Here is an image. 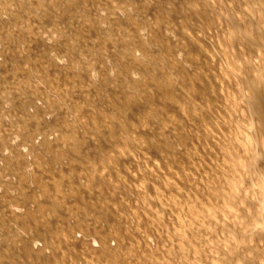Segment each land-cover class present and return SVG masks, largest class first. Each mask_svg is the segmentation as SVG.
Instances as JSON below:
<instances>
[{"label": "bare ground", "instance_id": "1", "mask_svg": "<svg viewBox=\"0 0 264 264\" xmlns=\"http://www.w3.org/2000/svg\"><path fill=\"white\" fill-rule=\"evenodd\" d=\"M26 1L28 5L31 6L30 14H27L23 10L22 4L17 0H0V56L8 59L12 51H15L16 48L21 50L25 56V58L20 57V61L18 62L10 63V67H0V99L5 98L3 103L8 102L6 106L4 105L3 109H0V117L7 116L9 118H14V120L9 122H4L0 119V147H5L3 140L8 138L7 136L18 134L20 136V141L17 144L28 148L27 153H16L11 149L14 153L12 156H0V162H2V164H0V188H2L0 192V264H69L66 260L67 256L69 257V259L67 258L68 260L71 258L74 260V264H128L126 261L131 260L130 256L136 252L137 247L139 248V243L141 241L137 242L135 238L134 241H130L128 237L129 243L131 244L125 247L124 245H126V242L121 239L123 236L117 240V243L116 240L113 239V241L115 240L113 245L116 244L117 249L123 248L122 246H124V252H121V255H123L122 257L118 256V252L116 253L117 256L116 254L114 256L112 253L113 249H116V246H114V248L112 247L111 252L110 246L112 244H109L108 250L106 243V238H109L111 233L109 232L110 229L108 230L109 227L106 228L108 224L113 225L112 230L115 224L117 226V222L119 223L120 221L122 223L121 220L127 223L130 230L133 227L136 228L139 226H135L136 216L134 217L133 214L140 209V204H142L144 200L140 201V203L138 201L139 209L133 212L130 211V208L129 210H125V207L122 208L125 199L123 198L124 195L122 197L120 194L121 191L118 192L120 195H117L118 193L113 194L116 193L115 189L119 190V187L116 185L117 182L114 183L117 179L113 176H120L121 178L122 176L128 175L134 177L135 181L133 180L134 182L132 183L135 188L142 187L140 190L144 192L145 195L143 196L144 198L146 196L145 199H147L144 201L143 205L145 206V202L147 203L146 207L148 213H152V210L155 212L154 208L156 207L153 209L150 207L154 204L158 205L162 210L165 209L169 211L170 214H172L171 219H173L176 224H180L179 226L183 225L186 229L190 228L191 230L194 227L192 222L194 221V223H196V220L200 217L198 221L201 222L200 226L202 224L204 229H207L205 232L210 230L212 233V229L222 231L221 235L223 234L224 237L222 236L223 239L221 238L222 240L220 239L221 241H218L219 245L217 246L216 242L214 243L215 245L212 243L214 248L217 246V250L215 251L213 247L211 248L212 250L209 248L211 247L209 244L214 241L213 238H215V236L212 238L214 233L212 235L209 231L210 235H212L209 236L212 238H210L212 241L207 240L209 242L207 244L209 247L205 245L206 243L203 244V246L201 244L203 239L200 241L201 237L197 234L200 231L197 232V228L201 229L203 227H195L196 230L194 233L199 237V241L197 239V241L200 242L199 247L201 245L203 248L205 246L208 247V249L205 247L208 253L213 250L216 252L215 255H211L214 254L213 252L210 253L209 256L216 257L215 259L213 257V260L210 259L208 263L264 264V0H92L91 3L86 0L90 11L88 15L83 14V11L86 10L84 7L86 4L84 0V3L82 0ZM152 1L157 2L159 5H149L148 2L153 3ZM11 5H14V7L11 8ZM62 10L64 11L63 15L60 16L62 18L57 21L59 24L57 28L61 30L58 31V29H54L48 32L47 29L51 28L50 25L52 24L50 16H54L53 18L57 19L59 11L62 12ZM102 11L104 12L102 13ZM6 12L8 20L3 21L1 16ZM251 13H253V15H251ZM13 14H16L18 17L14 18ZM34 19H37L40 23L32 22ZM89 20L93 22L87 24L86 22ZM156 23H160V27L153 32L151 30V25ZM188 23L191 25H188ZM166 27L174 32V38L166 37L161 33ZM140 28L145 30L146 33L141 35L139 32ZM226 28L234 30L235 33H229ZM39 29L40 32H38ZM18 31L21 33H17ZM43 32H48L50 36L52 35V44L44 43V39L41 37ZM74 33H79L80 38L78 36V38H76V36L73 35ZM143 35H146L145 38H143ZM80 39L86 41L84 43L89 45L91 52L85 53L83 51L84 48L83 44L80 43ZM87 41H89V43ZM59 47L61 49L63 48V52H61L59 56L69 58V62L70 56L73 59L75 57L72 65H69L70 67L67 66L69 67L68 69L65 66H59L55 62H52V60L49 61L43 57L46 53V49L48 52V50H58ZM102 51H105V54L102 53ZM156 51H159L164 59L157 61L155 58ZM180 52L183 54L182 59L179 58L180 55L178 53ZM158 56L157 58L160 57ZM104 57L107 61L109 60L107 72H104L106 74H102V69L99 66L102 59L104 60ZM147 59L155 60L156 62H152V64H155V70H153L154 68L151 69L153 72L147 69L152 67H146L147 65L145 66L143 64L145 62L144 60ZM183 62H188L189 67L183 68L182 72L176 71V67H181ZM149 63H151V61ZM87 65H90L91 70H93L88 78H86L83 73V69ZM144 66L150 74H147L148 72L143 70L145 69L143 68ZM2 67L3 69H1ZM25 70L33 73V83H36L37 87L33 86V88H30L27 85L24 87V91L31 89L36 92V99L41 97L40 92L46 96L42 98L45 104L44 108H39L37 110L36 116H33L34 119L30 118L28 112L22 107L24 98H20L16 94V89L13 88L16 86V82H12L13 84L5 89L2 87L3 84L8 85L11 80L15 78L19 79L21 73L24 74ZM110 71H114L115 74L110 75ZM34 73H37V75ZM135 73H138L141 81L144 76L149 77L147 79L144 78V81L145 79L146 81H142L141 83V81L139 82L132 77ZM181 73H185L184 78L186 80L183 79V81L185 80L184 84H179V76L184 75ZM2 76H4V82H1ZM78 82L81 83V88L77 86ZM197 82L202 86V88L198 90V87L195 88L193 85H198ZM51 83H53V85H51ZM139 83H141L142 86ZM95 85L98 86L95 87ZM184 85H186V89L183 88ZM63 89H66V91H63ZM139 90L142 91L140 92ZM51 91L55 92L54 96L59 104H56L57 101L49 96ZM103 92L104 94L100 96V93ZM96 93L97 96L93 98L94 100H90L92 102L85 101L91 94L95 96ZM152 94L160 99L166 97H175L174 99H176V97L177 99L182 98V100H179L180 102L176 104L180 109L179 111L176 110L177 113H181L182 115L191 108L195 116L198 114V120H196V123L191 122L192 120L188 122V117L181 120L180 118L182 116L178 118V114L177 116L170 114L173 116L168 115V118L169 116L171 117L169 119L175 126H172V129L168 132L164 127L159 126V123L157 125L155 123L156 126L152 127V124H149L153 130V134L150 137V130L148 131V127L145 128L148 131V134L146 133L148 136L137 135L136 132L138 131L134 126L135 123H131L133 125L129 126V120L121 122L119 119V125L122 124V134L128 136V138L137 137L139 139L141 144L139 150L136 149L137 151L135 153L132 151L131 153L128 152L127 145H114L111 147L112 150L110 149L111 151L109 153L101 149V145H103L101 142L103 141L102 139L105 140L104 137H102V139L98 138L102 140L99 143L96 137L94 138V134H89L88 137L90 139L87 137V141H89L87 145H90L89 148L94 151L95 155H92L94 157L98 156V159L96 157L97 164L102 165L97 166L98 168L101 167L98 170L99 172L96 173L98 168L95 166L96 170L92 169L95 164L93 162L94 164H91L92 168H90V170H94V173H90L92 170L90 171L89 168H87L88 166L86 163L88 151H84L82 147L78 145L79 143L77 144L78 146H74V144H71L72 146L70 145V141L74 138L75 133L78 131L80 137H82L81 135L86 136L85 134L88 131L95 130L96 132L97 125H100L101 128L106 126L112 128L110 123H108L110 120L109 117H111V115L114 116L115 112L123 113L125 111L124 113L127 114L132 109L133 105L136 104L130 103V100H132L130 99L131 97H134V102L140 99L148 101V106L153 112L155 109L159 110V108L155 106L156 103L155 105L152 104L150 102L151 98H148L152 96ZM195 94H199L200 96H196ZM76 95L80 96V98L77 97L79 100L75 99ZM144 95H148L146 96L147 98H144ZM193 95H195L196 98L199 96L198 98L207 99V104H205L204 107H200V103L197 105L194 101ZM157 97L156 99L158 100ZM122 99H124V106L121 104ZM156 99L155 101L157 102ZM160 101L157 103L159 104ZM96 102L97 105L95 104ZM164 102L166 101L164 100ZM166 103L169 104L168 101ZM166 103L163 105H167ZM167 106L169 107V105ZM173 106L169 109L173 110L175 108H173ZM87 107H89V109L91 108V114L87 118H77V114H80V110L84 111L83 109H87L89 111ZM209 107H212V109L207 110L206 108ZM135 108L137 109L138 107ZM142 109L144 108L140 110ZM160 109H162V107ZM53 111L60 114V117L45 121L44 116ZM143 111L144 110H142V112ZM158 113L159 111L156 115ZM31 114L33 115V113ZM139 114L140 113L137 115ZM149 114L145 113L147 116L144 115V119H140L142 124L143 122L150 121L152 123L154 117L150 120L151 118L149 119L148 117ZM166 115L167 110L165 116ZM192 115L193 113L191 117ZM118 116V118H121L119 114ZM125 117L126 116H124V118ZM139 117L140 115L138 118ZM138 118L135 117L134 122ZM155 120L156 122H160L157 118H155ZM133 126L136 132H133ZM129 127L131 131L127 132ZM141 127L143 128V126ZM57 129L59 132L55 135L53 141L43 140L39 143H33L31 141L34 134H41L46 138ZM105 131L106 130H104V133ZM165 131L168 133H165ZM104 133L102 134L104 135ZM137 138H135L136 141ZM76 139L77 138L73 140L76 141ZM73 140L72 142L74 143ZM112 140L115 139H111V141ZM81 142L85 143L86 139L85 142L84 140L80 141V143ZM106 143L108 142L106 141ZM122 143L124 144V141ZM134 143L136 142L134 141ZM163 145H168L171 150H161ZM132 146L134 147V145ZM107 147L105 148L107 149ZM160 150L165 156L164 158L161 156L162 160L159 159L158 161L157 156L161 154ZM64 152L68 155L70 154V157H74L73 155H75V158L77 157L79 160L83 158L84 160L82 163L77 161L74 162L76 158L69 167L67 166L69 162L66 165L69 169L70 167H74V172H72L74 177H71L72 181H78L77 185L74 184L79 192L73 191V189L71 190L72 187H69L70 190H68V186L66 189H63L64 187H62V189L59 188V183H56V177L53 178L56 173H53L55 174L53 176L52 172L57 171L53 168V164L59 160L55 158V155H59V157L63 159ZM155 154L158 155L155 156ZM110 155L112 159L113 157L118 158V160L120 159L118 165L112 163L108 166L107 163V165L103 163L106 159L104 158V160L102 157L107 156L111 158ZM190 156L198 157L199 161L191 162L190 158H188L190 161L185 159ZM99 157L102 159L100 158L99 160ZM167 158L171 161L167 162ZM88 160V163H90V159ZM111 160H109V163H111ZM72 164L77 165L78 168H83L82 172H77L78 169L75 171L76 166ZM62 166L63 165L60 167ZM67 167H64L65 170H67ZM109 167L110 169H108ZM199 168L202 169V171H200ZM61 169L63 170V168ZM120 169L122 170V176L119 173ZM70 172L69 170V174ZM187 173L190 174L191 177H189L195 181V184L196 182L198 183V187L195 186L196 188H193L191 186L193 183L189 184V180H191L189 177V180H182L179 183L180 178L178 176H184ZM107 174L112 175V177L108 175L111 177L109 178ZM47 175L49 176L47 177ZM98 175H101V178L104 177H102V175L109 178L104 180L110 181V183H108L110 187H105L103 184L104 182L102 183V187H105L104 191H102L101 185L98 186V182H95L99 181L98 178H100V176ZM187 175L185 176L186 178H183L187 179ZM81 176L86 183L84 182L83 184V179L80 178ZM95 176L98 177L96 178ZM7 177H14L15 180H13V182H15L12 183L11 180H7ZM75 177H77L78 180L75 179ZM60 178L63 177L60 176ZM113 178L115 180H113ZM66 179H68V177ZM122 179L123 178H121V181ZM80 180H82V183H80ZM126 182L128 183V181ZM132 183L130 184L132 185ZM66 184L67 182L65 185ZM72 184L73 182L71 185ZM89 184H91L92 187H88ZM105 185H107V182ZM119 185H121V183ZM126 185L127 184H125V186ZM122 187L123 186H121L120 189ZM143 187H145V190ZM89 188L91 189L88 192ZM134 189L132 190L130 186L129 190L132 191L128 192L129 195ZM94 190L98 193L95 194L96 192H94ZM82 191L88 193L85 197H91L92 199L87 198L86 201L85 199L83 200V196L80 194ZM123 191L125 193V190ZM102 192H104L105 195H103ZM135 192L132 193V196L133 194H139V192ZM149 192H155L156 198L151 197V195L149 196ZM56 195L57 197H55ZM106 196H109V198H106ZM111 197H115L116 199H111ZM71 198H75L76 201H71ZM130 198L132 199V197ZM135 199H139L138 195ZM140 199H142L141 196ZM88 200L94 203V205H99L97 208L100 207L103 209L104 207H108L110 212L102 214L101 212H104L103 210L99 212L101 209L99 211L96 209L102 216H97V211L96 213L94 211L96 215L93 213L91 214L90 212L92 209L90 210V206L92 208L94 205L88 206ZM132 201L130 202L134 204L133 199ZM83 204L87 205L88 210L85 207L86 205L84 206ZM138 204L136 202V205H134L138 206ZM13 205L24 207V212L19 215L13 214L10 210V207ZM129 206L132 205L128 204L127 207ZM134 209L135 208L132 210ZM144 209L146 210V208ZM147 210L141 211H144L143 214L146 212V214H144V220L145 218H149L150 222H147H149L148 225H150L151 221L155 222L154 220L156 219H154V217H158L159 209L158 211L156 210L157 213L155 212V216L152 214V216H149ZM138 212L141 213L140 211ZM161 214H164V212L162 213L161 211ZM107 216L110 217L109 220H106ZM140 216H138L139 222H142ZM159 218H161V216H159ZM159 218H157L158 221H162L161 223L164 224L163 217L162 220ZM110 219H114V221L108 223L107 221H111ZM167 219L170 218L167 217ZM25 221H27V224H24ZM164 221H166V219ZM5 223L7 225H5ZM172 223L170 225H172ZM197 224L199 223L197 222ZM103 225L106 227L102 228ZM127 225H125V227ZM145 225H147V223ZM148 225L145 226L148 227L147 230L144 229V238L146 239L152 234L149 233L150 227ZM154 225L153 229L155 227ZM157 225L158 224H156V226ZM96 226L99 228H95ZM120 226L121 224L119 227ZM141 227H143V225ZM141 227L139 228L141 229ZM158 227L161 229V226ZM173 227L172 225V229H176ZM11 228H17V232L12 230L17 234L14 235V232H12L13 236L10 233L13 237L8 238L11 239L2 237V234L6 230L8 232V229ZM120 228H123V226ZM181 228L183 227L181 226ZM39 229H41L42 232ZM124 229L125 232L128 231L126 228ZM183 229H179V231H181V233L186 231H183ZM132 230L135 231V229ZM157 230L158 229H156V231ZM162 230L163 229H161V232L163 233L164 230ZM169 230L170 229H168L167 232L170 233ZM190 230L187 231L190 233ZM134 231L132 232L133 234L140 233V231H136L137 233ZM179 231H171L170 236L173 238V235H177L174 233L180 234ZM125 232L124 234H126ZM157 232L156 234L158 236L159 234ZM72 233L75 235H72ZM26 234L28 237H26ZM70 234L76 237L67 239L68 236L66 237V235ZM164 234L167 235V233H163V235ZM186 234H184L185 238L189 240ZM191 234L190 236L193 235ZM184 235H181L183 237L182 240H185L187 244L188 242L184 239ZM215 235L217 237L216 233ZM141 236L140 238L142 239ZM89 237H94V239L89 241L86 239ZM160 237H162V235ZM171 237L168 238L171 240ZM220 237L221 236L218 238ZM168 238H165V240L171 243L173 240L170 241ZM191 238L194 239L193 237ZM54 239H59L61 241L58 240L59 243H55L54 245ZM157 239L155 238L156 243H158ZM206 239H208V237ZM30 240H39L42 242V246L33 247L29 244ZM66 240L67 242L69 241L71 245H67ZM162 240L163 239L158 241ZM182 240H178L179 242L176 240L177 242H173L174 244L171 243L173 246H169L168 244L169 247H166L169 248V251H166L168 249L166 247L164 248L163 245L161 247L164 248L166 253L174 249V252H179V250H181L180 253H183L182 255L184 257L178 254H176L175 257V255L172 254L173 257H175V260L173 259L174 264H204L205 262L201 263V258L198 260L196 257V254L200 256L198 253L200 251H198V249L201 250V247L195 249L194 247L196 246H190L195 249V251H192V253L194 252V255H192L195 256L197 260L193 257V259H189L190 254L186 252L190 249L184 246L185 242H181ZM194 240L196 241V239ZM216 240L217 238L215 241ZM207 241L205 240L204 242ZM7 242H9L8 245ZM96 244H98L99 247H97ZM149 244L150 243L146 242L145 245L144 243L145 247H143V249L146 248V250L149 249L151 251V247H153L154 244H151L152 246ZM154 248V251H158V246ZM163 248H160V250ZM183 248L187 249H184L186 255L182 252ZM203 248L202 253L206 251L205 249L203 250ZM45 250H51V254L49 253L50 251H48L49 255H47V253H44ZM160 250L158 251L159 254L161 253ZM8 251H10L9 256L13 255L14 261L18 263H14V261L11 262V260H7V258L5 259L3 257L4 254L8 257ZM66 251L69 253V255L67 253V256L65 254ZM12 252L13 254L11 255ZM195 252L197 253L195 254ZM150 253L151 252H149V254ZM151 254L150 256H157V253L155 255ZM134 255H136V253ZM146 255L145 258L149 259ZM160 255L162 259L171 257L169 255H162V253ZM187 255L188 257H186ZM204 255L203 257L206 258L205 261L207 263L208 257L206 256H208V254L205 253ZM126 257H129L130 260ZM153 257H151V259H153ZM102 258L104 261L101 260ZM132 258L134 260L136 257ZM156 258L157 257L154 259ZM159 258L160 256H158V261ZM166 259H164L165 262ZM132 261L129 263L132 264ZM146 262L149 261L146 260ZM169 262L167 260V263ZM155 263H157V260ZM159 263L161 264L162 262H158L157 264Z\"/></svg>", "mask_w": 264, "mask_h": 264}, {"label": "rangeland", "instance_id": "2", "mask_svg": "<svg viewBox=\"0 0 264 264\" xmlns=\"http://www.w3.org/2000/svg\"><path fill=\"white\" fill-rule=\"evenodd\" d=\"M17 1L20 2V3L22 4L21 6H22L23 10H24L27 14H30V13H31V6L28 5V2H27L26 0H17ZM84 1H85V3H86V4L84 5V7H85L86 10L83 11V14H84V15H88V13H90V11H89V6L87 5V4H88L87 1L91 3L92 0H90V1H89V0H87V1L84 0ZM82 2H83V0H82ZM95 2H96V1H95ZM152 2H153V3L148 2V4H149V5H159L157 2H154V1H152ZM83 3H84V2H83ZM11 6H12L11 8L14 7V5H11ZM5 11H6V10H5ZM103 12H104V11H102V13H103ZM63 13H64L63 10H62V12L59 11L58 16H57V17H58L57 19H56V18L54 19V18H53L54 16H50V18L52 19V24L50 25L51 28H48V29H47L48 32H49V31H53L54 29H58V31L61 30V29L57 28L58 25H59V24L57 23V21H58L60 18H62V17H60V16L63 15ZM13 15H14V16H13L14 18H17V17H18L16 14H13ZM120 15H121V16H124L123 14H120ZM162 15H163V13H162ZM251 15H253V13H251ZM157 16H158V15H157ZM159 17H160V16H159ZM159 17H158V18H159ZM1 18L3 19V21H4V20H5V21L8 20L7 12L4 13V14H2ZM117 18H118V17H117ZM159 20H160V18H159ZM32 22L40 23V21H38L37 19L32 20ZM89 22H90V23H89ZM92 22H93V21H92ZM92 22L89 20V21H87L86 23H87V24H91ZM188 25H191V24L188 23ZM151 26H152V29H151V30H152L153 32H155V31L158 29V27H160V23H156V24L151 25ZM3 27H4V26H3ZM16 29H17V28H16ZM226 30H227L229 33H231V34H234V33H235L234 30H230L229 28H226ZM38 32H40V29L38 30ZM48 32H43V33L41 34V37H43L42 39H44V43H45V44H52V42H53V38L51 37L52 35L50 36ZM139 32L141 33V35L146 33V31H145V30H142L141 28L139 29ZM2 33H3V32H2ZM17 33H21V32L18 31ZM161 33L164 34L166 37H172V38H174V36H175L174 32H173L170 28H167V27L164 28L163 31H162ZM73 35L76 36V38H78V37L80 38V34H79V33H74ZM39 36H40V34H39ZM77 36H78V37H77ZM145 36H146V35H143V38H145ZM156 38H157V37H156ZM84 42H86V41H83V40L80 39V43L83 44V48H84L83 51H84L85 53H89V52H91V48L89 47V45L86 44V43H84ZM87 42L89 43V41H87ZM84 44H85V45H84ZM86 45H88V46H86ZM16 49H17V50H16ZM16 49H15V51H12L11 56H10L8 59L5 58V57H3V56H2V57L0 56V67H1V66H7V67H10V63L20 61V57L25 58L23 52H22L21 50H19L18 48H16ZM45 49H46V48H45ZM45 52H46V53L43 55V57L46 58V59L49 60V61L52 60V62H55V63L58 64L59 66H61V65H62V66H65V67H67V66H69V65L71 66L72 63H73L74 60H75V57H74V59H73V58L70 56V62H69V58H66L65 56H59V54H61V52H63V48L61 49L60 47H59L58 50H57V49H56V50H53V51L48 50V52H47V49H46ZM106 52H107V51H106ZM102 53L105 54V51H102ZM158 53H159V51H156V52H155V54H156V56H155L156 60H157V61H160V60L164 59V58L160 55V53H159V54H158ZM15 54H17V55H15ZM178 54L180 55L179 58L182 59V57H183L182 52H180V53H178ZM158 55H159L160 57H159ZM157 56H158L159 58H157ZM188 56H189V54H188ZM160 58H161V59H160ZM108 61H109V60H108ZM108 61H107L106 58L104 57V60L102 59L101 64L99 65V66L101 67V69H102V74H106V73H104V72H107V66H109V65H108V64H109ZM144 61H145V62H144L143 64H144L145 66L147 65L146 67H148V66H149V67H152V68H147V69H148L149 71H152V72H153V70H155V68H154V65H155L154 63H156L155 60L147 59V60H144ZM150 61H151V63H149ZM152 62H154V63L152 64ZM151 64H152V66H151ZM8 65H9V66H8ZM70 66H69V67H70ZM145 66L143 67V68H145V69H143V70H146V67H145ZM69 67H67V69H68ZM179 67H180V66H179ZM179 67H176V68H177L176 71L182 72V71H183V68L185 69L186 67H187V68L189 67V63H188V62H183L182 65H181L182 68H181V67L179 68ZM153 68H154V69H153ZM1 69H3V67H2ZM26 69H27V68H26ZM151 69H153V70H151ZM83 70H84L83 73H84V75H85L86 78H88V77L92 74L91 71H93V70H91V66H90V65L85 66V68H84ZM148 70H146L145 72H148L147 74H150V72H149ZM197 72H198V71H197ZM34 74L37 75V73H34ZM109 74H110V75H114L115 73H114V71H110ZM181 74H184V75H180V76H179V77H180V78H179V80H180V81H179V84H182V83L184 84V82H185V80H186V79L184 78V77H185V73H181ZM19 76H20V75H19ZM33 76H34L33 73L29 72L28 70H25V71H24V74L21 73V76L19 77V79H18V78H15L14 80H11V82H10L8 85H4V84H3V86H2V87L5 89L6 87H9V85L13 84L12 82H16V86L13 87V88L16 89V90H15V91H16V94H17L20 98H22V99L24 98V99H23V100H24V102H23L24 104H23L22 107L24 108L25 111L28 112L29 117L32 118V119H34L33 116H36V114H37V110H38L39 108H44L45 104L43 103L42 98H43V96L46 97L43 93L40 92V96H41V97H40L39 99H36V98H37V97H36V92L32 91L31 89H30V90H25V91H24V87L27 86V85H28V87H30V88H33V86L37 87L36 83H33V82H34V80H33ZM143 76H144V75H143ZM182 76H183V77H182ZM21 77H22V78H21ZM132 77H133L134 79H136L137 81H139V82L141 81V79H140L138 73H137V74H136V73L133 74ZM148 77H149V76H147V77L144 76V78H146V79H147ZM203 77H204V76H203ZM144 78H143L142 81H144ZM146 79H145V81H146ZM183 79H185V80L183 81ZM49 81H50V80H49ZM142 81H141V83H142ZM145 81H144V82H145ZM1 82H4V76H2ZM141 83H139V84L141 85ZM197 83H198V82H197ZM111 84H112V83H111ZM113 84H115V83H113ZM51 85H53V83H51ZM193 85L195 86V88L198 87L197 90L200 89V88H202V86H201L199 83H198V85H197V84H193ZM77 86H79L80 88L82 87V85H81L80 82H78ZM96 86H98V85H95V87H96ZM141 86H142V85H141ZM199 86H200V87H199ZM52 87H54V86H52ZM58 88H59V87H58ZM121 88H122V86H121ZM183 88L186 89V85H184ZM52 89H55V88H52ZM96 89H97V88H96ZM123 89H124V88H123ZM142 90H143V89H142ZM142 90H139V91L141 92ZM63 91H66V89H63ZM86 92H87V91H86ZM9 93H10V92H9ZM9 93H8V94H9ZM91 93H92V92H91ZM8 94H7V95H8ZM101 94L103 95L104 92H103V93H100V96H101ZM54 95H55V92L51 91V94H50L49 96L52 97V99H55V96H54ZM92 95H93V96H92ZM98 95H99V94H98ZM195 95L197 96V95H199V94H195ZM195 95H193V99H194V101L197 103V105H199L198 103H200V107H201V106L204 107L205 104H207L206 101L208 102V100H207V99H203V98H202V99H201V98H198L200 95L196 98ZM4 96H5V95H4ZM96 96H97V93L95 94V96H94V94H91L88 98L85 99V101H86V102H92V101L94 100L93 98L96 97ZM146 96H148V95H144L143 97H144V98H147ZM77 97L80 98V96H79V95H76V96H75V99L79 100ZM154 97H155V99H156L157 96L152 94V96H150V97H148V98H149V99L151 98V99H150V102H151L152 104H154V105H155V103H156L155 106H157V108H159V110L155 109L156 112H155V110H154L155 113H154L152 110H150V107L148 106V105H149V102H148V101H145V99H140L139 101H135V102H134V97H131L130 99H132V100H130V103H132V104H135V103H136L135 105H133V107H134V109H136L135 107H138L139 109L137 108V109H136L137 111H136V110H134L133 107H132V109H131L130 111L128 110L129 112L127 111V112H128L127 114L124 113L125 111H124L123 113H122V112H119V113H118V112H115V113H114V116L111 115V117H109L110 120H109V122H108V123H110V125L112 126V128H109L108 126H106V127H104V128H103V127L101 128L100 125H97V126H96V130H97V131H96V132H95V130L88 131V132L86 131V132H87V133L85 132V133H86V134H85L86 136L80 134V135L82 136V137H80V136L78 135V134H79L78 131H77L78 133H77V132L75 133L73 139L77 138V139H76L77 142L74 141V140L72 139V140L74 141V143H73L72 140H71V141H70V142H71L70 145H71V144H72V145L74 144V146H78V145H79L80 147H82V149H83L84 151H85V150L88 151V158L86 157V158H87V159H86V163H87V166H88L87 168H89V170H90V168H92V165H93L94 163H95V164L93 165V168H92V169H95L97 166L101 165V164H97V162H96V157H97V159H98V156H95V157H94V156L92 155V154L95 155L94 151H92V149L89 148L90 145H89V146L87 145V144H88L87 142H89V141H87L88 138H89V137H88L89 134H92V135L94 134V138L96 137V139L99 141V143L103 140V141L101 142V144H103L104 147H103V145H101V147H102L101 149H102V150H106V151H108L109 153H110V151L112 150L111 147H113L114 145H121V146H124V145L126 146V145H127L126 147L128 148V152H131V151H132L133 153H135L137 150H139L140 145H141L140 142H139V139H138L137 137H135V138H137V141H138V142H137L136 139H135L134 137H132V138L129 137V138H128V136L122 134V129H121V125H122V124L119 125V124H120V122H119L120 120H121V122H124V121H126V120H129L128 122H129L130 125L127 124V125H129V126H131V125H133V124L135 123L134 126L136 127V129H137L138 132H136L134 126H133L134 129L132 128V130H133V132L135 131L137 135L140 134L141 136H146V135L148 134V131L150 130V131H149V135H150V137H151V135L153 134V130L151 129V127H152V126H156L158 123H159V124H158L159 126L164 127L165 130H167L168 132L172 129V128H171L172 126H173V127L175 126V124H174L173 122L170 121V119H169V118H171L170 116H173V115H176V116H177V114H178V118H180V117L182 116V117L180 118L181 120H184V119H186V117H188V118H187V119L189 120L188 122H190V121L192 120L191 122H193V123H196V120H198V118H197L198 114L195 116V115H194V112H192L191 108L188 109V111H187L188 113H187V112H184L182 115H181V113H180V114L177 113V111H179L180 109H179V106H176V104H177V102H180V101L182 100V98L177 99V97H176V99H174L175 97H172V98H170V97H166V98H162V99H160V98L157 97V98H158V100L156 99L157 102L160 101V100L162 101V102L160 101L159 104H158V103L155 101ZM178 98H179V97H178ZM88 99H89V100H88ZM159 99H160V100H159ZM166 99H167V100H166ZM197 99H198V100H197ZM0 100H1V101H0V109H3V108H4V105L6 106V105L8 104V102H7V103H3V101L5 100V98L0 99ZM55 100H56V99H55ZM87 100H88V101H87ZM90 100H92V101H90ZM164 100H165L166 102L168 101L169 104H167L166 102H164ZM174 100L176 101V103H175ZM179 100H180V101H179ZM199 100H200V101H199ZM204 100H205V101H204ZM56 101H57V100H56ZM132 101H133V102H132ZM153 101H154V102H153ZM172 101H173V102H172ZM198 101H199V102H198ZM201 101H202V102H201ZM165 103H166L167 105H169V107H168L167 105H163V104H165ZM56 104H59L58 101H57ZM95 104L97 105V102H96ZM121 104H122V106H124V99H122ZM125 104H126V101H125ZM161 104H162V105H161ZM158 105H159V106H158ZM173 105H174V106H173ZM146 106H147V107H146ZM160 106L162 107L163 110L160 109V108H161ZM163 106H164L165 108H164ZM172 106H173V108H174V107H175V108H174L173 110H172V109H169V108H172ZM206 107H207V106H206ZM87 108L89 109V107H87ZM141 108H144V109H142V110H144L143 112H142V110H140ZM167 108H168L169 110H168ZM146 109H148V110H146ZM206 109H207V110H208V109L211 110L212 107H211V108L209 107V108H206ZM83 110H84V111H82V110L79 111L80 114L78 113V114H79V117H78V114H77V118H81V117H82V118H87V117L91 114V113H90V112H91V108L89 109V111H88L87 109H83ZM86 110H87V111H86ZM149 110H150V112H149ZM161 110H162V111H161ZM164 110H165V111H164ZM166 110H167V115L165 116ZM170 110H172V111H170ZM176 110H177V111H176ZM190 110H191V111H190ZM133 111H134V112H133ZM140 111H141V112H140ZM145 111H146V112H145ZM158 111H159V113L156 115V113H157ZM169 111H170V112H169ZM174 111H175L176 113H175ZM131 112H132V113H131ZM144 112H145L146 114H149V113H150V114L148 115L149 119L151 118L150 120H152V117H154L152 123H151V121H150V122H145V123H144L143 120H142V122H143L144 125L147 123V124L145 125V127H144V125L141 123V120H140V119H144V118H143L144 115H145ZM147 112H149V113H147ZM168 112H169V113H168ZM31 113H33V115H32ZM61 113H62V112H61ZM138 113H140V114H139V115H140L139 118H138L139 115H137ZM153 113H154L155 115H154ZM189 113H190V114H189ZM192 113H193L192 117L194 116L193 118L191 117V114H192ZM84 114H85L86 116H85ZM118 114L120 115L121 118H118V117H119ZM170 114H173V115H170ZM59 115H60V114H58L56 111L49 112V114H47V115L44 116V119H45V121H46V120H49V119H50V120H51V119H57V118L60 117ZM116 115H117V116H116ZM136 115H137V116H136ZM142 115H143V116H142ZM168 115H170L169 118H168ZM184 115H185V116H184ZM186 115H187V116H186ZM199 115H200V114H199ZM83 116H84V117H83ZM124 116H126V117L124 118ZM145 116H147V115H145ZM106 117H107V116H106ZM112 117H113V119H112ZM135 117L138 118V119H136V121L134 122ZM158 117H159V118H158ZM195 117H196V118H195ZM198 117H199V116H198ZM114 118H116L117 120L114 119ZM155 118H157V120L159 119L160 122H159V121L156 122ZM165 118H166V119H165ZM191 118H192V119H191ZM0 119L3 120L4 122H6V121L9 122V121H11V120H14V118H9V117H7V116L0 117ZM62 119H63V118H62ZM70 119H71V118H70ZM119 119H120V120H119ZM163 119H164V120H163ZM167 119H168V120H167ZM71 120H72V119H71ZM106 120H107V118H106ZM115 120H116V121H115ZM137 120H138V121H137ZM162 120H163V122H162ZM166 120H167V121H166ZM107 121H108V120H107ZM110 121H111V122H110ZM112 121L114 122V124H113ZM131 121H133V122H131ZM139 121H140V122H139ZM165 121H166V122H165ZM168 121H169V122H168ZM115 122H116V123H115ZM117 122H118V124H117ZM138 122H139V123H138ZM164 122H165V123H164ZM131 123H133V124H131ZM140 123H141V124H140ZM155 123H156V125H155ZM136 124H137L138 127L136 126ZM149 124H150V125L152 124L151 127H150ZM153 124H154V125H153ZM167 124H169L170 126L167 125ZM116 125H117V126H116ZM147 125H148V126H147ZM166 125H167V126H166ZM141 126H143L144 129H143ZM73 127H74V126H73ZM97 127H98V128H97ZM115 127H116V128H115ZM117 127H119V128H117ZM140 127H141L142 129H141ZM147 127H148V128H147ZM166 127H167L168 129H167ZM74 128H75V127H74ZM100 128H101V129H100ZM106 128H107V129H106ZM145 128H147L148 131H147V129H145ZM10 129H11V128H10ZM99 129H100V130H99ZM110 129H111V130H110ZM119 129H120V130H119ZM154 129H155V128H154ZM69 130H70V129H69ZM75 130H76V128H75ZM98 130H99V131H98ZM104 130H106L105 133H104ZM142 130H143V131H142ZM73 131H74V129H73ZM110 131H112V132H110ZM129 131H131V128H130V127H129V129H127V132H129ZM141 131H142V132H141ZM146 131H147V132H146ZM58 132H59V131H58V129H57V130H56L55 132H53L51 135L47 136V137H46L47 139L44 137V135H41V134H37V135H36V134H34V136L32 137V140H31V141H32L33 143H39V142H42L43 140L53 141L55 135L58 134ZM69 132H70V131H69ZM97 132H98V133H97ZM99 132H100V135H103L102 133H104V135H103V136H100V135H99ZM108 132H110V133H108ZM119 132H120V133H119ZM168 132L165 131V133H168ZM117 133H118V135H117ZM146 133H147V134H146ZM10 134H11V133H10ZM109 134H110V135H109ZM6 135H7V134H6ZM8 135H9V134H8ZM76 135H77L79 138H78ZM108 135H109V136H108ZM112 135H113V136H112ZM123 135H124V136H123ZM10 136H11V135H10ZM10 136H7L8 138H6L5 140H3V141H4V144H5V147H0V156H1V157H9V156H12L14 153L11 151V149L14 150L16 153H17V152H23V153H27V152H28V148H27V147H25V146H21V145L17 144V143L20 141V136H19L18 134H13L11 137H10ZM147 136H148V135H147ZM87 137H88V138H87ZM102 137H104L105 140L102 139ZM110 137H111V139H115V140H112V141H111ZM80 138H81L82 140H84V142H85V139H86V142H85V143H82V142L80 143V141H82ZM84 138H85V139H84ZM94 138H93V139H94ZM98 138H100V139H102V140H100V139H98ZM119 138H120V139H119ZM89 139H90V138H89ZM96 139H94V140H96ZM129 139H130V140H129ZM131 139H132V140H131ZM97 140H96V141H97ZM122 140L124 141V144L122 143V142H123ZM78 141H79V142H78ZM90 141H91V140H90ZM106 141H107L108 143H106ZM120 141H122V142H120ZM125 141H126V142H125ZM132 141H133V142H132ZM134 141H135L136 143H134ZM112 142H113V143H112ZM117 142H118V143H117ZM153 142H154V141H153ZM75 143H76V144H75ZM78 143H79V144H78ZM130 143H131V145H130ZM77 144H78V145H77ZM82 144H84V145H82ZM108 144H111L112 146H111V145H108ZM136 144L138 145V147H137ZM72 145H71V146H72ZM132 145H134V147H133ZM168 145H169V144H168ZM168 145H167V146L163 145V148H161V150L165 149V151H166V150H167V151H170V150H171V149L169 148L170 145H169V146H168ZM87 146H88V149H89V150L87 149ZM107 146H110V147H107ZM129 146H130V147H129ZM83 147H84V148H83ZM105 147H107V149H106ZM95 148H96V147H95ZM129 148H130V149H129ZM110 149H111V150H110ZM136 149H137V150H136ZM169 149H170V150H169ZM161 150H160V153L162 154ZM91 151H92V153L90 154ZM65 152H66V151H65ZM65 152L63 153L65 156L62 154V155H63V159H61V158L59 157V155H55V158H58L59 160L56 161L55 164H53V168H54L55 170H57V171H56V172H55V171L52 172V175H53V176L55 175V174H53V173H56V175H55L54 177H53V176H52V177H53V178L56 177V180H57L56 183H57V184L59 183V184H58L59 188L62 189V187H64L63 189H66V187L68 186V187H67L68 190H70L69 187H72L71 190L73 189V191L79 192V190L76 189V186H75V184L77 185V183H78V181H77V180H78L77 177H75V179H77V180H76L77 182H74L75 180L72 181V177H71V176L74 177V175L72 174V172H74V167H70V169L68 168V167L70 166V164L72 163V161H74V159H76L77 157L75 158V155H73L74 157H70V156H69L70 154L68 155V154H66L67 152H66V153H65ZM132 152H131V153H132ZM161 154H159V155H158V154H155V156L158 155V156H157V160H158V161H159V159L162 160V159H161V156H162V158H164V156H165V155H163V154L161 155ZM66 155H67V159H66ZM90 155H92V156H90ZM71 156H72V155H71ZM110 156H111V155H110ZM64 157H65V158H64ZM68 157H69V160H68ZM158 157H159V158H158ZM191 157H193V158H191ZM93 158H94V159H93ZM100 158H101V157H99V160H100ZM102 158H103V159H104V158L106 159V161H104L103 163H105V164L107 163L108 166H109V164H112V163L118 165V161L120 160V159L118 160V158H114V157H113V159H112V156H111V158H109V157H107V156L102 157ZM102 158H101V159H102ZM107 158H109V159H107ZM165 158H166V157H165ZM188 158L191 159V162H193V161H194V162H198V161H199V160H198L199 158H198V157H195V156H190V157H187V158H185V159H188ZM194 158H195V159H194ZM88 159H90V163H88V162H89ZM105 159H104V160H105ZM111 159H112V160H111ZM116 159H117V160H116ZM190 159H188V160L190 161ZM70 160H71V161H70ZM109 160H111V163H109ZM114 160H115V161H114ZM196 160H197V161H196ZM76 161L82 163V161H84V160H83V158H82V160H81V158H80V160H79V158H77L74 162H76ZM169 161H171V160H169V159L167 158V162H169ZM68 162H69V165H67ZM93 162H94V163H93ZM0 164H2V162H0ZM91 164H92V165H91ZM107 164H106V165H107ZM61 165H63V166L60 167ZM66 165H67L68 167H67ZM72 165H75V164H72ZM75 166L77 167V168L75 167V171H77V169H78L77 172H80V173H81L83 168H81V167L78 168L77 165H75ZM90 166H91V167H90ZM95 166H96V167H95ZM101 166H102V165H101ZM101 166H100V167H101ZM64 167H65V168L67 167V170H65ZM100 167H99V168H100ZM61 168H63V170H62ZM97 168H98V167H97ZM99 168H98L97 170L95 169V170H96V173L99 172V171H98ZM72 169H73V171H72ZM80 169H81V170H80ZM92 169H91V170H92ZM108 169H110V167H109ZM61 170H62V171H61ZM69 170L71 171L70 174H69ZM91 170H90V171H91ZM199 170L202 171V169H200V168H199ZM93 171H94V170H92L90 173H92ZM121 171H122V170L120 169V170H119V173H120L121 176H122V172H121ZM62 172H63V173H62ZM64 172H65V176H64ZM61 173H62V174H61ZM93 173H94V172H93ZM93 173H92V174H93ZM96 173H95V174H96ZM71 174H72V175H71ZM162 174H163V173H162ZM162 174H161V175H162ZM187 174H188V175H187ZM187 174H185L184 176H180V175L178 176V177L180 178V181H179V179L177 178V180L179 181V183H180L182 180H183V181H186V180L191 179V180H189V184L193 183V184H191V186H192L193 188H196L195 186L198 187V183L196 182V184H195V181L192 180V178H190V177H191L190 174H189V173H187ZM66 175H67V176H66ZM105 175H106V174H105ZM105 175H102V177L104 176L103 178H101V175H98V176H100V178H98V180L100 181V179H101V181H102V182H101V181H100V182H99V181H95L96 183L98 182V186L101 185V187H102V183L104 182L103 184H104L105 187H110V185L108 184V183H110V181H109V180L106 181V180L109 179V178H111L112 175L107 174V176H108V175L111 176V177L108 176L109 178L105 177ZM181 175H183V174H181ZM186 175H187V179H184L183 177H185ZM48 176H49V175H47V177H48ZM58 176H59V179H58ZM60 176L63 177V178H60ZM69 176H70V177H69ZM98 176H95V177L97 178ZM116 176H117V175H116ZM189 176H190V177H189ZM65 177H66V178L68 177V179H66ZM83 177H84V175H83ZM113 177L117 179V180H115V179L113 178V180H115L114 183H116V182L119 183V184L121 183V185H119V184L116 183V185L119 187V188L117 187L119 190L115 189V192H116V193H113V194H117L119 191H121L120 194L122 195V197H123V195H124L123 198L125 199V203H127V201H128L127 204L124 203V205H123L122 208L125 207V210H129V208H130V211H133V212H134L135 210H138V209L140 208L138 211H140V212L143 214V212L147 210V207H146V206H147V203L145 202V206L143 205L144 201L147 200V199H145L146 196H145V198H144V196H143V195H145L144 192L140 190L142 187H139V188H135V187H134V185H133V183H132V182L135 181L134 177L131 176V175H128V176H122L121 178H123V179H122L123 182L121 181L120 176H118V177L113 176ZM126 177H127V178L129 177V178L127 179ZM181 177H182V178H181ZM188 177H189V179H188ZM69 178H70V180H69ZM80 178H82V176H81ZM106 178H107V179H106ZM118 178H119V179H118ZM124 178H125V180H124ZM131 178H133V179H131ZM185 178H186V177H185ZM60 179H61V180H60ZM63 179H64V180H65V179L68 180V181L65 180V181L67 182L66 185H65L66 182H65ZM73 179H74V178H73ZM82 179H83V184H84V182L86 183V181L84 180V178H82ZM104 179H106V180H104ZM7 180H11L12 183L15 182V181L13 182V180H15L14 177H7ZM52 180H53V179H52ZM54 180H55V179H54ZM56 180H55V181H56ZM59 180H60V182H59ZM62 180H63V181H62ZM130 180H131V181H130ZM133 180H134V181H133ZM70 181H71V182H70ZM81 181H82V180H80V183H82ZM105 181L107 182V185H105V184H106ZM118 181H119V182H118ZM124 181H125V182L128 181V183H127V182L125 183ZM190 181H191V182H190ZM72 182H73V184H72L73 186L71 185ZM60 183H61L62 185H61ZM74 183H75V184H74ZM96 183H95V184H96ZM100 183H101V184H100ZM123 183H125V184H127V185H129V186H127V185L125 186V184L122 185ZM130 183H132V185H131ZM63 184H64L65 186H64ZM68 184H70V185H68ZM90 185H91V184H89L88 187H92V185H91V186H90ZM108 185H109V186H108ZM193 185H194V186H193ZM121 186H123V187L121 188L122 190L120 189ZM130 186H131L132 190L135 188L134 191H133L132 193H134V192L136 191L135 193L139 192V194H138V193H137V194H133V196H132V193H130V195H131V196H130L129 193H128L129 191H132V190H129ZM105 187H102V188H101L102 191H104ZM111 187H112V185H111ZM124 187H125V189H124ZM127 187H128V188H127ZM133 187H134V188H133ZM143 188H144V190H145V187H143ZM1 189H2V188H0V192H1ZM90 189H91V188L88 189V192L90 191ZM126 189H127V190H126ZM77 190H78V191H77ZM123 190H125V193H126L127 195L124 193ZM138 190H140L141 192L138 191ZM142 190H143V189H142ZM8 191H9V190H8ZM151 191H152V190H151ZM11 192H12V190H11ZM94 192H96L95 194L98 193V192L95 191V190H94ZM142 192H143V194H142ZM85 193H86V194H85ZM80 194H82V196H83L82 199H83V200L85 199V201L87 200V198H88V199H92L91 197H87V196L85 197V195L88 194L86 191H82V192H80ZM102 194L105 195L104 192H102ZM120 194L118 193L117 195H120ZM141 194H142V195H141ZM148 194H149V196L151 195V197L156 198V195H155L156 193H155V192H153V193H150V192H149ZM135 195H136V196H135ZM137 195H138V198H139V199L136 200L135 198L137 197ZM139 195L141 196L142 199H140V196H139ZM53 196H54V195H53ZM129 196L132 197V199L134 200V204H135V205H136V202H137V204H138V201H139V203H140V201L144 200V201H142V204H140L141 207H139V204H138V206H135V205L132 203L133 201H132V199H131ZM51 197H52V196H51ZM55 197H57V195H56ZM125 197H126L127 199H126ZM134 197H135V198H134ZM52 198H53V197H52ZM106 198H109V196H106ZM71 199H72L71 201H73V202L76 201L75 198H71ZM111 199H116V198H115V197H111ZM128 199H129V200H128ZM130 199H131V200H130ZM130 201H132V202H130ZM135 201H136V202H135ZM88 202H89V204H87L88 206H89V205H92V204L94 205V203H92L90 200H88ZM90 202H91V203H90ZM129 202H130V203H129ZM128 204H129V205H132V206L127 207ZM83 205L85 206L86 204H83ZM87 205L85 206L86 209H87ZM125 205H126V206H125ZM142 205H143V207H142ZM97 206H99V205H96V204H95L94 207L92 206V208H91V206H90V210L92 209V211L90 212V210H89V212H90L91 214H92V213L95 214L96 211H97V210L99 211L100 209H101V210H100L99 212H101L102 210L104 211V212H101L102 214H103V213L110 212V210L108 209V207H106V208L104 207V208L102 209V208H100V207L97 208ZM126 207H127V208H126ZM138 207H139V208H138ZM150 207H151L152 209H153L154 207H156L157 209L154 208V209H155L154 211H155L156 213H157V211H158V209H159L158 217L156 216V218L154 217L156 213L153 212V210H152V213H151V212L148 213V210H147V213L149 214V216L154 215V216H153L154 219L157 220V221L154 220L155 222L151 221V223L153 222V223L155 224V225H154V224L152 223V224L155 226L154 229H153V225H152L151 223H150V225H148L149 222H150V219H149V218H145L146 221L144 220V214H146V212L142 215V214L139 213L138 211H136V213L134 212V214H133L134 217L136 216V219H135V220H136V224H137V225L135 224V226H138V225H139L138 227H136L137 229H136L135 227L132 228V229H135V231L132 230V229L130 230L129 226L127 225V223H125L124 220H121L122 223H121L120 221H119V223L117 222V226H116V224L114 225V228H113V230L115 229L114 232H113V230H112V226H113V225H109V224H108L107 227L104 226V225H103L104 227L102 226V228H105V227L108 228V227H109L108 230H109V229L111 230V231L109 230V232H111V233H110V237H109V238H106V240H107L106 243H107V249H108V250H109V246L112 244V245L110 246V251H111V252H112V247L114 248V246H116V247H115L116 249H113V253H112V254H114V256H115V254H116L117 252H118V256H120V257L123 256V255H121V254L124 252V251H123L124 246L126 247V246H129V245L131 244V243H129V240H128V237H129L130 241H131V240L134 241V240L136 239L135 241H137V242H140V241H141V242L139 243V245H140L139 248H140V249H139L138 247H137V249H136V252H135L136 255H134V254H135V253H134L132 256H130L131 260H130L129 257H126L127 259L130 260V261H128V260L126 259V260H127L126 262H128V264H131V263H129V262H131V261L133 260L132 257H136V258L138 257L137 259L134 258L135 261L133 260L134 262L132 261V264H135V263H137V264H142V262H143L144 259H145V260H144L143 264H151V263L154 264V263L156 262V260H157V263H158V262H162L161 264H163V263L165 262L164 259H166L167 257L164 258V259H162V258H161L162 256L160 255L161 253H162V255H165V256H166V255H169V256L172 257V258H171V257H168V259H166V262H165L164 264L167 263V260H168V262L170 261V262L167 263V264H170V263L174 264L173 259L175 260L176 254H178V255H182L183 253H182V254L180 253L181 250H179V252H178V251L174 252L175 249H174V250H170V252L173 251L174 253H173V252H172V253L167 252V253H168V254H167L166 251H169V248H168L169 246H173V245H171V243H173V242H177L178 240H179V241L182 240L183 237H182L181 235H182V234L184 235V234L187 233V234H186V235H187L186 237H188V239H189L190 241L187 240V239L185 238V235H184V239H186L187 242H188V243L186 244L185 240H182L181 242H183V243L185 242V243H184V244H185L184 246H186V248H189L190 250H191V248H192V247H190V246H192V245H193V246H196V247H194L195 249H196V248L198 249V248L201 247V250L198 249V251H200V252L197 251V252L200 254V256H199L198 254H196L197 252H195L196 257L198 258V260H199L200 258L202 259V260L200 259L201 263H204V262L206 263V261H205L206 258H204V257H205L204 254L206 253V254H208V256H206V257H208V259H207V263H206V264H212V262H211V261L213 260L212 258L214 257V259H215L216 256H213V257H212V256H209V255H210L211 252L214 253V254H211V255H215L216 252H214V250L210 252L209 250H210L212 247H213V249H215V251L217 250L216 247L219 245V244H218V241H221V240L223 239V237H224L223 234L221 235V232H222V231H220V230H217V231H216L215 229H212V233H211L210 230H208V232H205L207 229L205 230V229H204V226H202V224H201V226H202L203 228L198 229L197 227H199V228L201 227V226H200V223H201V222L198 221V220H200V217L198 218V220H196L199 224H197L196 221H195L196 223H194V221L192 222V225H193L194 227H193V226H191V227H193V228H192L193 230H192V229L190 230V228H189V229H186L183 225H181V226L184 228V229H183V228H181V226H179L180 224H176V222H174V220L171 219V218H172V214H170L169 211H166L165 209H163V210H164V211H163L162 209L159 208L158 205H154V204L151 205ZM93 208H95V209H93ZM133 208H135V209L132 210ZM144 208H146V210H145ZM151 208H150V209H151ZM72 209H74V208H72ZM96 209H97V210H96ZM104 209H105V210H104ZM106 209H107V210H106ZM197 209H198V206H197ZM10 210L12 211L13 214H18V215H19V214H21L22 212H24L25 208L22 207V206H20V205H13V206L10 207ZM87 210H88V209H87ZM141 210H144V211H141ZM156 210H157V211H156ZM73 211H74V210H73ZM94 211H95V213H94ZM98 211H97V213H96L97 216H99V217L102 216V214H101V213L99 214ZM161 211H162V213L164 212V214H161ZM137 212H138V213H137ZM167 212H168V213H167ZM44 213H45V212H44ZM96 214H95V215H96ZM135 214H137V215H135ZM151 214H152V215H151ZM159 214H161V215H159ZM165 214H167V215H165ZM169 214H170V216H169ZM106 215H107V214H106ZM108 215H109V214H108ZM140 215H141L142 217H141ZM163 215H164L165 217H164ZM109 216H110V215H109ZM109 216L106 217V220H109V218H110ZM138 216H140V218H141L140 220H141L142 222H139V217H138ZM159 216H161V218H159ZM111 217H112V216H111ZM162 217H163L164 220L166 219V221L163 220L165 226H164L163 223H161L162 221L159 222L158 219H157V218H159L160 220H162ZM167 217L170 218V219H167ZM137 219H138V221H137ZM110 220H111V219H110ZM152 220H153V219H152ZM170 220H171L173 223H172ZM113 221H114V219L111 220V221H107V222H108V223H112ZM123 221H124V223H123ZM143 221H144L145 223H144ZM147 221H149V222H147ZM167 221H168L169 223H168ZM138 222H139V224H138ZM141 223H142V224H141ZM143 223H144V224H143ZM146 223H147V225L150 227V229L152 230V231H151V230L149 229V233H150V234L152 233V234H151V236H149L147 239L144 238V237H145V233H144V232H145V230H147V228H148V227H145V226H147V225H145ZM171 223H172V225L174 226L173 228H176V229H172V225H170ZM24 224H27V221H25ZM118 224H119V225L121 224L120 227L123 226V228H120ZM156 224H158V225L156 226ZM159 224H160V225H159ZM5 225H7V224L5 223ZM5 225H4V226H5ZM106 225H107V224H106ZM125 225H127V226L125 227ZM142 225H143V227H145V228L141 227ZM151 225H152V227H151ZM176 225H177V226H176ZM8 226H9V225H8ZM115 226H116V227H115ZM158 226H161V229L164 230V231L162 230L163 233H167V235H166V234L163 235V233L161 232V229H160ZM163 226H164V228H163ZM196 226H197V227H196ZM5 227H7V226H5ZM97 227H98V226H96L95 228H97ZM100 227H101V225H100ZM139 227H141V229H140ZM165 227H166V228H165ZM167 227H168V229H170V230H169L170 233H171V231H174V230H175V232H178L179 229H183V231H184V230H186V231H184V232H182V233H181V231H179L181 235H180L179 233H174V234H177V235H173L174 237H175V236H176V237H175V238H174V237L172 238V237L170 236V233L167 232V230H168ZM169 227H170V228H169ZM195 227L197 228V232H198L199 230L201 231V233H200V231H199V233H197V234H198L199 237H201L200 241L203 239V241L201 242L202 245L206 243L205 245L208 246L207 244H208L209 242H208L207 240H210L211 237H209V236H212L213 233H214V235L212 236V238L215 236V238H213L214 241L211 242V244H209V246L211 245V247L208 246V247L210 248V249L208 250L209 253H208L207 250H206V248L208 249V247L205 246L206 248H205V247L203 248L204 245H203V246L201 245V246L199 247V243H200V242H198V241H199V239H198L199 237L197 236V234L194 233L195 230H196ZM98 228H99V227H98ZM116 228H117V231H116ZM124 228H126V229L128 230V231H127V230H126V231L129 232V233L125 232V229H124ZM138 228H139V230H138ZM142 228H143V230H142ZM178 228H179V229H178ZM194 228H195V229H194ZM16 229H17V228H16ZM16 229H15V228L8 229V232H7V230H6L3 234L1 233V234L3 235L2 237L7 238V239H11V238H8V237H13L15 234H17V233L14 232V231L17 232ZM144 229H145V230H144ZM156 229H158V230H157L158 232L156 231ZM166 229H167V230H166ZM202 229L204 230L205 234H204V232H203ZM10 230H11V231H10ZM12 230H14V231H12ZM39 230L41 231V229H39ZM120 230H121V232H120ZM123 230H124V231H123ZM129 230L131 231V235H130V231H129ZM159 230H160V231H159ZM165 230H166V232H165ZM176 230H178V231H176ZM187 230H188V231L190 230V231L192 232V234L195 235V236H193V235L191 234V232L189 233ZM9 231H10V232H9ZM133 231H134V232H136V231L139 232V231H140V233H137V232H136L137 234H135V233L133 234V233H132ZM150 231H151V232H150ZM209 231H210V233H211L212 235H210ZM6 232H7L8 236H7ZM12 232H14V233H13L14 235L12 234ZM41 232H42V231H41ZM124 232H125L127 235L124 234ZM154 232H155V233H154ZM156 232L159 234L158 236H157ZM219 232H220V234H219ZM10 233H11L13 236L10 235ZM114 233H115V234H114ZM120 233H121V234H120ZM141 233H142V234H141ZM143 233H144V235H143ZM188 233H189V235H188ZM202 233H203V235H202ZM206 233H207L208 235H207ZM215 233L217 234V237H216ZM4 234H5V236H4ZM122 234H123V235H122ZM128 234H129L130 236H129ZM132 234H133V235H132ZM138 234H140V235H138ZM153 234H154V235H153ZM160 234L162 235V237L164 236L166 239H167L168 237H171V240H173V241L170 243L168 240H165L164 237H163V238L160 237V236H161ZM168 234H169V236H168ZM190 234H191L192 236H190ZM9 235H10V236H9ZM72 235H75V234L72 233ZM72 235H71V234H70V235H66V237L68 236L67 239H70V238L72 239V238H75V237H76V236L74 237V236H72ZM118 235H119V236H118ZM135 235H136V236H135ZM137 235H138V236H137ZM141 235H143V236H141ZM201 235H202V236H201ZM205 235L208 237V239H206L207 237H206ZM111 236H112V237H111ZM122 236H123V237L126 236V237L123 238ZM132 236H134V237H132ZM140 236L142 237V239L144 240V242H143V240L140 238ZM153 236H154V237H153ZM180 236H181V237H180ZM204 236H205L206 238H205ZM219 236H221V237L218 238ZM222 236H223V237H222ZM0 237H1V236H0ZM26 237H28L27 234H26ZM66 237H65V238H66ZM116 237H117V238H116ZM121 237H122V238H121ZM136 237H137V238H136ZM138 237H139V238H138ZM177 237H178V238H181V239H178ZM191 237H193L194 239H196V241H195L194 239H192ZM195 237H197V238H195ZM203 237H204V238H203ZM111 238H112V240H111ZM120 238L126 242V245L123 244V245H124V246H122L123 248H118V249H119V251H118V249H117V245H116V244L113 245V244L115 243V242H114L115 240H116V243H117V240L120 239ZM126 238H127V239H126ZM132 238H133V239H132ZM134 238H135V239H134ZM155 238H156V239L159 238V239H157V242L159 243V245H158V243H156ZM190 238H191V239H190ZM212 238H211V239H212ZM216 238H217V240L215 241ZM221 238H222V239H221ZM86 239L89 240V241H92V239H94V237H89V238H86ZM113 239H115V240L113 241ZM140 239H141V240H140ZM148 239H149V241H148ZM161 239H163V240H162V241H158V240H161ZM168 239L170 240V238H168ZM174 239H175V240H174ZM197 239H198V241H197ZM220 239H221V240H220ZM58 240H59V239H54V241H55V242L53 241V242H54V245H55V243H59V241H61V240H59V241H58ZM126 240H127L128 242H127ZM145 240H147V241H145ZM164 240H165V241H164ZM171 240H170V241H171ZM176 240H177V241H176ZM205 240H206L207 242H204ZM108 241H109V243H108ZM124 241H123V242H124ZM163 241H164L165 243H164ZM179 241H178V242H179ZM191 241L193 242V244H192ZM210 241H212V240H210ZM110 242H111V243H110ZM125 242H124V243H125ZM146 242H147V243H150L149 245H151V244L153 245V244H154L153 247H151V251H150L149 249L146 250V248L143 249V247H145V245H146ZM195 242H197V243H195ZM215 242H216L217 246L214 248V246L212 245V243L214 244ZM8 243H9V242H7V245H8ZM69 243H70V242H69V241L67 242V240H66V244H67V245H71V243H70V244H69ZM144 243H145V245H144ZM155 243L157 244L158 248H157V246H156ZM160 243H161V244H160ZM166 243H167V245H166ZM29 244H30L31 246H33V247H39L40 245L42 246V242L39 241V240H32V241L30 240V241H29ZM91 244H92V242H91ZM109 244H110V245H109ZM128 244H129V245H128ZM164 244H165V246H164ZM168 244H169V246H168ZM173 244H174V243H173ZM188 244H190V245H188ZM142 245H143V246H142ZM152 245H151V246H152ZM162 245H163L164 248H165L166 246H168V247H166L168 250L164 251V248L161 247ZM214 245H215V244H214ZM96 246L99 247L98 244H96ZM184 246H182V247H184ZM188 246H189V247H188ZM197 246H198V247H197ZM154 247H156V248L158 249V251L160 250V248H163V249L160 250L161 253L159 254V252H158L157 250L154 251V250H155ZM159 247H160V248H159ZM186 248H183L182 252H184L185 255H186V253H187V254L189 253V254H190V255H189V259H193V258H194V259L197 260V258H196L195 256H193V255H194V252L192 253V251H195V249L192 248L191 251L188 249L190 252H189V251L186 252V251H185V250H187ZM202 248H203V250H204V249L206 250V251H204L205 253H204V252L202 253ZM121 249H122V250H121ZM138 249H139V250H138ZM184 249H185V250H184ZM193 249H194V250H193ZM116 250H117V251H116ZM145 250H146L148 253H147ZM211 250H212V249H211ZM14 251H15V250H14ZM14 251H13V252H14ZM48 251H50L49 253L51 254V250H45L44 253H47V255H49V254H48ZM110 251H109V252H110ZM140 251L143 252V253H141ZM9 252H10V251H8V257L6 256V254H4L3 257H4L5 259L7 258V260H11V262H13V261H14V256L12 255L13 252L11 253L12 256H9V255H10ZM111 252H110V253H111ZM114 252H115V253H114ZM121 252H122V253H121ZM138 252H139V254H138ZM149 252L152 253V254L150 253L151 255H155V254L157 253V256H156V255H155L154 257H153V256H150ZM155 252H156V253H155ZM185 252H186V253H185ZM67 253H68V252L66 251V253H65L66 256H67ZM144 253H145V255H146V254L148 255V256L146 255V257H149L150 260L145 258ZM163 253H165V254H163ZM140 254H141V255H140ZM142 254H143L144 257L142 256ZM172 254L175 255V257H173ZM192 254H193V255H192ZM68 255H69V253H68ZM137 255H139V256H137ZM197 255H198L199 257H198ZM203 255H204V257H203ZM116 256H117V254H116ZM140 256H142V257H140ZM158 256H160L159 261H158ZM165 256H163V257H165ZM182 256H183V255H182ZM190 256H191V257H190ZM151 257H153V259H151ZM155 257H157V258L154 259ZM183 257H184V256H183ZM186 257H188V255H187ZM186 257H185V258H186ZM192 257H193V258H192ZM9 258H10V259H9ZM67 258L69 259V257H68V256L66 257V260L69 262V264H74V263H73L74 260H72V258L70 259V260H72V261L68 260ZM139 258H140L141 260H140ZM170 258H171L172 260H171ZM203 258H204V259H203ZM161 259H162V260H161ZM210 259H212V260L210 261L211 263H208ZM101 260L104 261L103 258H102ZM137 260H138V261H137ZM139 260H140V263H139ZM146 260H148L149 262H146ZM151 260H153V261H151ZM154 260H155V262H154ZM160 260H161V261H160ZM163 260H164V261H163ZM67 261H66V262H67ZM136 261H137V262H136ZM150 261H151V263H150ZM171 261H172V262H171ZM16 262H17V261H14V263H16ZM70 262H71V263H70ZM145 262H146V263H145ZM17 263H18V262H17ZM157 263H155V264H157ZM205 263H204V264H205ZM108 264H109V263H108ZM159 264H160V263H159Z\"/></svg>", "mask_w": 264, "mask_h": 264}]
</instances>
